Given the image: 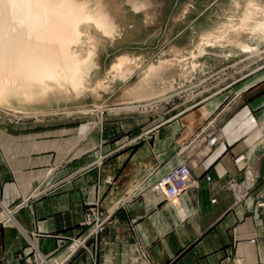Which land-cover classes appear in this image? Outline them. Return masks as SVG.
Masks as SVG:
<instances>
[{"label":"crops","instance_id":"obj_1","mask_svg":"<svg viewBox=\"0 0 264 264\" xmlns=\"http://www.w3.org/2000/svg\"><path fill=\"white\" fill-rule=\"evenodd\" d=\"M263 72L145 131L1 127L0 264H264ZM183 162L184 192H150Z\"/></svg>","mask_w":264,"mask_h":264},{"label":"rangeland","instance_id":"obj_2","mask_svg":"<svg viewBox=\"0 0 264 264\" xmlns=\"http://www.w3.org/2000/svg\"><path fill=\"white\" fill-rule=\"evenodd\" d=\"M92 1L108 30L95 44L88 85L68 95L1 106L0 132L80 130L86 136L115 121L108 126L121 133L133 121L145 131L182 104H198L244 75L264 71V0ZM99 108L101 120L92 114Z\"/></svg>","mask_w":264,"mask_h":264},{"label":"bare ground","instance_id":"obj_3","mask_svg":"<svg viewBox=\"0 0 264 264\" xmlns=\"http://www.w3.org/2000/svg\"><path fill=\"white\" fill-rule=\"evenodd\" d=\"M99 12L92 0H0V107L88 85L96 68L95 44L108 30ZM92 114L101 120L103 111Z\"/></svg>","mask_w":264,"mask_h":264},{"label":"built area","instance_id":"obj_4","mask_svg":"<svg viewBox=\"0 0 264 264\" xmlns=\"http://www.w3.org/2000/svg\"><path fill=\"white\" fill-rule=\"evenodd\" d=\"M215 142V137L208 139L209 144H214ZM189 182H191V170L188 164L183 162L153 183L149 187V190L154 194L162 193L164 199L169 200L181 194ZM96 227L101 228V224H98ZM74 244L80 245L81 243L75 242Z\"/></svg>","mask_w":264,"mask_h":264}]
</instances>
